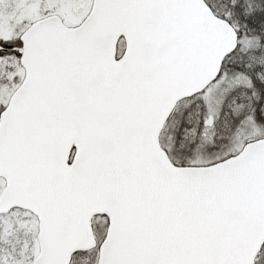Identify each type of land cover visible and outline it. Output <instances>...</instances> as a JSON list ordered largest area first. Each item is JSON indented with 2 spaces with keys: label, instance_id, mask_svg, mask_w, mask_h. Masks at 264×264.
Masks as SVG:
<instances>
[{
  "label": "snow or ice",
  "instance_id": "1",
  "mask_svg": "<svg viewBox=\"0 0 264 264\" xmlns=\"http://www.w3.org/2000/svg\"><path fill=\"white\" fill-rule=\"evenodd\" d=\"M0 264H264V0H0Z\"/></svg>",
  "mask_w": 264,
  "mask_h": 264
}]
</instances>
